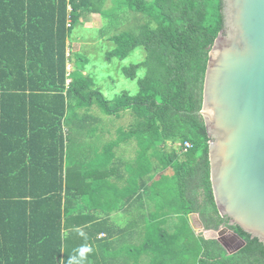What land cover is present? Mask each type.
Returning <instances> with one entry per match:
<instances>
[{"label": "trees", "instance_id": "1", "mask_svg": "<svg viewBox=\"0 0 264 264\" xmlns=\"http://www.w3.org/2000/svg\"><path fill=\"white\" fill-rule=\"evenodd\" d=\"M95 2L0 0V264H68L62 259L65 221L84 199L65 164L77 161L81 149L95 153L89 166L110 190L112 168L107 175L101 169L108 168L114 148L129 140L149 176L152 207L169 209L168 215L197 213L207 230L227 223L214 203L209 137L198 113L209 48L223 26L222 0H115L113 9L126 8L144 21L136 32L109 36L114 47L105 60L125 59L138 47L144 58L121 68L125 78L136 80L137 92L122 91L112 100L96 87L92 72L76 78L81 71L73 63L85 70L87 58L70 46L66 53L79 17L103 14ZM93 106L106 117L127 114L130 120L116 129L115 139L101 138L102 147L94 137L93 123L101 118L91 115ZM81 135L93 139L95 149L78 146V152ZM184 141L192 145L186 152L180 148ZM167 144L178 147L168 151ZM229 228L245 245L228 255L217 241L198 236L199 264H264V244ZM183 229L166 242L189 240ZM162 237L160 231L153 240Z\"/></svg>", "mask_w": 264, "mask_h": 264}, {"label": "water", "instance_id": "2", "mask_svg": "<svg viewBox=\"0 0 264 264\" xmlns=\"http://www.w3.org/2000/svg\"><path fill=\"white\" fill-rule=\"evenodd\" d=\"M222 29L209 48L202 105L209 181L225 247L237 226L264 244V0H222ZM200 224L202 223L199 221Z\"/></svg>", "mask_w": 264, "mask_h": 264}, {"label": "crops", "instance_id": "3", "mask_svg": "<svg viewBox=\"0 0 264 264\" xmlns=\"http://www.w3.org/2000/svg\"><path fill=\"white\" fill-rule=\"evenodd\" d=\"M115 12L116 10L114 15ZM98 15L100 13L94 14ZM81 18H86V15ZM114 19L117 18L112 20ZM68 42L66 53L70 46ZM72 47L70 46L71 49ZM100 131L103 133V130ZM100 131L95 128L97 134ZM82 135H85V132ZM82 135L74 148L78 152V146L95 149L93 139L89 142L85 137L82 139ZM116 136L115 129L112 139ZM129 141L134 148L126 151L123 147ZM129 141L116 146L108 168L101 169L102 173L107 175L112 168L113 173L108 182L113 185L110 190L105 189L103 182L96 180L97 168L89 166L96 159L95 153L86 154L81 149L77 161L65 164L69 182L77 187L79 199L83 197L84 202L82 208L73 213L74 217L65 221L63 261L68 262L72 256L75 257L74 263L80 264H199L197 238L202 236L205 240L217 241L215 230L204 229L197 213H188L185 216L168 215L169 209L151 206L149 176L144 175L143 160L138 158L137 144L133 140ZM106 200L110 202L107 204L110 206L108 210L101 207L106 206ZM180 227L184 229L179 232L183 231L184 239L189 240L166 242L167 235L177 234ZM160 231L164 233L165 239L162 237L161 241H154L153 237ZM92 232L93 234H90ZM90 236H93L92 242L87 241ZM224 239L225 247L217 242L227 254V251L241 245L239 239L233 237L230 232L224 234ZM230 242L235 243V247H231ZM85 246L91 248V252H86L82 258L78 250Z\"/></svg>", "mask_w": 264, "mask_h": 264}, {"label": "rangeland", "instance_id": "4", "mask_svg": "<svg viewBox=\"0 0 264 264\" xmlns=\"http://www.w3.org/2000/svg\"><path fill=\"white\" fill-rule=\"evenodd\" d=\"M115 0H96L95 6H100V10L103 14L94 16V14H86V18L79 17V23L75 25L69 36L71 43L68 45L74 49L75 53L81 54L87 58L85 65L86 69H81L79 62H74L75 68L81 72L76 76L79 78L86 75L87 72H92L96 77V87L100 89L103 96L112 100L122 91H126L133 95L137 92L136 80L132 81L125 78L121 73V68L141 62L144 58V51L141 47L136 48L125 59H112L111 62L105 60V54L107 51L114 47V44L108 40V37L114 34H118L122 31L136 32L138 27L143 23V18L139 14L128 11L126 8L113 9ZM116 14L114 15V11ZM97 15V14H95ZM104 15V16H103ZM117 18L112 20L113 18ZM84 21V22H81ZM68 50V49H67ZM143 75V71H138V77ZM69 79L67 82L69 83ZM77 81V79H76ZM92 116L101 118L100 123H93L96 129L103 130L100 134H95L97 140V147H102L106 142H102V139L108 140L114 138V130L117 128H127L129 123V117L127 114H122L119 118L106 117L97 107L93 106L90 110ZM124 129V128H123ZM102 138V139H101ZM103 143V144H102ZM178 144H167L166 150L176 149ZM132 142H127L123 147L124 150L133 149ZM110 202L105 201L106 206H101L103 209H109L107 206ZM202 234V233H200Z\"/></svg>", "mask_w": 264, "mask_h": 264}, {"label": "clouds", "instance_id": "5", "mask_svg": "<svg viewBox=\"0 0 264 264\" xmlns=\"http://www.w3.org/2000/svg\"><path fill=\"white\" fill-rule=\"evenodd\" d=\"M78 252H79V255L83 258L86 252H91V248L85 246V247L80 248ZM74 260H75V257L70 256L68 260V264H74Z\"/></svg>", "mask_w": 264, "mask_h": 264}, {"label": "built area", "instance_id": "6", "mask_svg": "<svg viewBox=\"0 0 264 264\" xmlns=\"http://www.w3.org/2000/svg\"><path fill=\"white\" fill-rule=\"evenodd\" d=\"M67 70H69V65L66 67ZM68 84V82H67ZM192 147L191 143L189 141H184L182 146H180L182 152H186Z\"/></svg>", "mask_w": 264, "mask_h": 264}, {"label": "flooded vegetation", "instance_id": "7", "mask_svg": "<svg viewBox=\"0 0 264 264\" xmlns=\"http://www.w3.org/2000/svg\"><path fill=\"white\" fill-rule=\"evenodd\" d=\"M235 245H236L235 243L230 242L231 247H235Z\"/></svg>", "mask_w": 264, "mask_h": 264}]
</instances>
